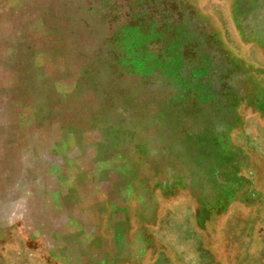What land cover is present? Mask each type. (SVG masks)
<instances>
[{"label": "rangeland", "instance_id": "374dc122", "mask_svg": "<svg viewBox=\"0 0 264 264\" xmlns=\"http://www.w3.org/2000/svg\"><path fill=\"white\" fill-rule=\"evenodd\" d=\"M0 264H264V0H0Z\"/></svg>", "mask_w": 264, "mask_h": 264}]
</instances>
